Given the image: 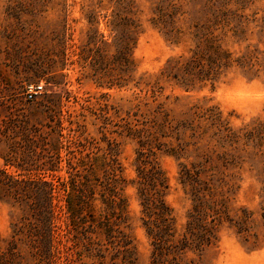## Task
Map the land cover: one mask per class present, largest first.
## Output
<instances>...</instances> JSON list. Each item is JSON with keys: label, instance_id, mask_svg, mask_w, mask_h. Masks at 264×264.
Segmentation results:
<instances>
[{"label": "trees", "instance_id": "trees-1", "mask_svg": "<svg viewBox=\"0 0 264 264\" xmlns=\"http://www.w3.org/2000/svg\"><path fill=\"white\" fill-rule=\"evenodd\" d=\"M258 1L204 0V19L185 22V28L179 25L186 13L180 12L178 2L171 0L167 6L159 5L152 24L173 45L179 46L189 38L192 47L187 53L169 59L154 84L143 77L135 79L134 50L141 24L134 0H109L112 12L105 18L111 43L104 41L96 28L89 32L79 55L85 64L91 60L88 64L92 77L99 86L150 87L153 97L163 90L162 80L189 92L207 83H217L234 68L244 71L249 80L259 79L264 76L262 53L247 50L237 56L225 43L228 33L233 36L241 33V24L233 25L238 11ZM101 4L102 1H98L88 12V23L92 26H99L96 9H100ZM232 6L239 8L233 10ZM45 107L55 113L56 101L49 97ZM135 109L128 114L136 118V122L123 125L121 134L126 133L138 147L136 186L141 222L152 247L150 264H185L191 253L201 257L206 249L219 243L221 229L226 224L247 244L257 245L260 234L253 231V214L244 208L232 214L230 200L224 193L226 183L218 178L221 172L217 171L215 159L233 163L239 158L235 154L241 141L257 134L258 130L254 128L245 134H242L244 130L234 131L215 106L193 105L181 119L174 118L162 102L154 106L144 101ZM165 138H174L176 146L163 143L161 139ZM78 141H70L66 146L68 179L65 181L56 184L43 177L24 180L0 171V202L21 211L6 246L0 238V264H136L129 205L124 195L126 179L118 158V145L114 141L115 146L100 155L87 152V146ZM203 141L204 148L215 143L227 151L222 155L213 149L205 153L204 148H200ZM59 144L56 141L53 153L43 149L44 157L35 151L44 160L42 165L47 170L55 171L53 166L58 160L62 161ZM191 145L200 151L202 161L190 166L180 164L179 182L191 197V208L186 223L179 229L174 210L166 201L170 185L158 162V151L181 159L182 152ZM229 147L233 148L228 150ZM5 161L6 165L13 164L8 159ZM61 220L63 224H59Z\"/></svg>", "mask_w": 264, "mask_h": 264}, {"label": "rangeland", "instance_id": "rangeland-1", "mask_svg": "<svg viewBox=\"0 0 264 264\" xmlns=\"http://www.w3.org/2000/svg\"><path fill=\"white\" fill-rule=\"evenodd\" d=\"M98 1L102 4L96 9L97 27L90 25L87 17ZM170 1L134 0L141 24L134 50L136 81L143 77L154 84L169 59L187 53L192 47L189 38L179 46L173 45L152 24L156 8L167 6ZM175 1L181 6L180 12L186 13L179 24L182 28L185 22L204 19V0ZM243 7L245 10H239L233 22V25L241 24V33L237 36L228 33L225 43L237 56L247 50H258L264 56V0ZM111 12L109 0H0V171L24 180L43 177L57 184L68 179L66 146L70 141L78 139L87 146V152L100 155L114 147L116 141L126 179L124 195L129 205L136 264H150L152 247L141 222L136 186L138 147L126 133L121 134V127L136 122L128 112L136 111V105L144 101L154 106L165 103L176 119H181L193 105L215 106L234 131L244 130L242 134H245L254 128L258 130L241 141L235 154L239 157L237 160L225 164L215 159V165L221 172L218 178L226 183L224 193L230 200L232 214L241 208L252 213L253 231L260 234V242L253 246L247 244L226 224L216 246L206 249L201 257L189 254L185 264L191 261L192 264H264V76L249 80L244 71L234 68L217 83H207L189 92L162 80L163 90L155 97L151 88L145 86L132 84L123 89L110 88L108 84L99 86L92 77L91 60L85 64L79 54L89 32L96 28L104 36L103 40L111 43L105 18ZM29 95L33 97L30 99ZM49 97L56 101L55 113L45 107ZM138 119L141 118L138 116ZM56 141L60 143L62 161L58 160L53 166L55 171H51L43 167L44 160L39 155H43V149L56 152L53 150ZM161 141L177 144L174 138ZM204 145L205 141L201 142L200 148ZM196 148L189 146L181 159L158 151V162L170 185L166 201L174 210L179 229L186 223L191 208V197L179 182L180 164L190 166L202 161ZM212 149L221 155L227 151L215 143L203 150L207 153ZM5 159L13 164L6 165ZM20 218L18 207L0 202L2 245H7Z\"/></svg>", "mask_w": 264, "mask_h": 264}, {"label": "built area", "instance_id": "built-area-1", "mask_svg": "<svg viewBox=\"0 0 264 264\" xmlns=\"http://www.w3.org/2000/svg\"><path fill=\"white\" fill-rule=\"evenodd\" d=\"M33 96L32 95H29V98L31 99Z\"/></svg>", "mask_w": 264, "mask_h": 264}]
</instances>
